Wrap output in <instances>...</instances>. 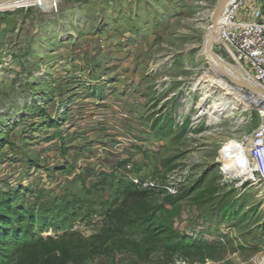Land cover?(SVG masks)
<instances>
[{"label": "rangeland", "instance_id": "374dc122", "mask_svg": "<svg viewBox=\"0 0 264 264\" xmlns=\"http://www.w3.org/2000/svg\"><path fill=\"white\" fill-rule=\"evenodd\" d=\"M255 1L264 19V0ZM217 2L0 6V198H15L39 219L47 215L34 226L35 239H55L46 250L61 258L92 250L83 264H264V183L257 174L241 177L229 149L252 138L264 103L247 92L250 107L214 110L225 89L212 86L241 82L204 53ZM215 50L231 61L221 46ZM205 91L211 96L203 106ZM132 185L147 191L146 205L165 207L175 231L215 248L198 261L160 250L140 261L111 249L113 242L89 249L102 235H139L130 232L138 224L113 220ZM223 211L225 219L211 221Z\"/></svg>", "mask_w": 264, "mask_h": 264}, {"label": "trees", "instance_id": "16d2710c", "mask_svg": "<svg viewBox=\"0 0 264 264\" xmlns=\"http://www.w3.org/2000/svg\"><path fill=\"white\" fill-rule=\"evenodd\" d=\"M148 195L147 191H140L136 189L134 185L130 186L125 190L121 205L118 207L119 211H117L113 217V220H117L115 223L117 226L119 225V227L131 228L132 225L138 224L132 229L133 232L132 230H130V232L132 234L136 232L139 235L130 236L128 234L127 239H124V241L113 240V237L107 241L105 236L103 237L102 235L103 238L99 236L96 237L97 240L93 241L95 242V246L91 247V245L88 244L87 247L89 249H94L100 246L99 248L103 249L105 246L104 244L113 242V248H111V246H109V248L122 251L129 250L133 255L139 258L140 261H148L152 253L158 250L162 252L165 251L167 256L183 251L185 254H189L193 261H198L204 256V252L208 251V249L215 248L213 245L203 241H193L192 238L181 235L178 231H175L171 225L172 222H170V225L166 223L165 215H163L166 214V209L163 205L150 207L144 203L147 197H149ZM0 200L2 204H4V212H0L3 214H0V263L69 264L72 262L73 264H83V260L87 255L93 254L92 250H85L84 255H65L61 258L53 254L50 250H46L48 245L56 241L53 237L44 238L42 236H36L35 239L36 230L34 226L41 225L42 220L47 221V215H42L39 219L25 207L18 209L15 205V198L12 199V197L9 201H7V198H4V200L0 198ZM178 202L179 200L176 199L171 201V204L174 206L172 207L173 210L171 209L169 211V215L172 217L178 211L176 206ZM228 213L229 212L223 211L220 218L217 219V217H215V219H213V217L211 221L216 223L218 220L225 219ZM158 216L160 218L156 219ZM207 218L210 219V217ZM27 219L29 220V224L27 225L24 223L22 225L21 221L24 222ZM156 220H159L158 225L156 224ZM146 221L149 222L141 226ZM55 222L58 224L57 221ZM56 226L57 228L60 227L59 225ZM119 227L117 228L119 229ZM120 230L122 229L120 228ZM72 236L73 234L71 237ZM109 248L106 250L104 249V251L110 250ZM159 264H165V261L160 259Z\"/></svg>", "mask_w": 264, "mask_h": 264}, {"label": "built area", "instance_id": "2783aa9c", "mask_svg": "<svg viewBox=\"0 0 264 264\" xmlns=\"http://www.w3.org/2000/svg\"><path fill=\"white\" fill-rule=\"evenodd\" d=\"M252 5L251 17L239 19L237 11L246 5ZM228 22L221 30L220 40L215 43L221 46L231 61L240 62L250 75L264 87V19L263 9L255 0H235L231 5ZM252 138L241 141L246 145L253 143L249 165L252 173L246 178L264 183V121L253 132ZM257 174V179L255 178Z\"/></svg>", "mask_w": 264, "mask_h": 264}, {"label": "bare ground", "instance_id": "6f19581e", "mask_svg": "<svg viewBox=\"0 0 264 264\" xmlns=\"http://www.w3.org/2000/svg\"><path fill=\"white\" fill-rule=\"evenodd\" d=\"M23 1L24 0H19L18 2L14 3V4L21 3ZM234 2H235V0H228L227 1L226 5H225V9L221 13V15L218 19V24L216 26L215 35H214L215 43H217L220 40L221 30L224 27V25L228 22L227 15H228V12H229L231 5ZM14 4H9V3L6 4L5 3V4H0V6H6L7 7V6L14 5ZM214 49H215V45H214ZM204 53H205V50H204ZM206 56L213 63L216 62L211 56H208V55H206ZM220 58H221V64L223 65V67L226 70H228V71L232 72L233 74H235L236 76H238L239 79L241 80V82L246 81L248 83H251V81H252V83L255 84L256 86L264 89V87L250 75V73L247 71V69L244 68V66L240 62H235V61L229 62V60L224 59L223 56H221V55H220ZM246 75H248L251 80H249ZM234 79L235 78H233L232 81H234ZM224 89H225V94H224V98L222 99L223 101L221 100L219 102L214 103V110L216 112H218L220 110H224L225 113H233V111L235 110V106L248 108L252 105L253 102L250 99V97L248 96V93H247L248 91H245L240 86L231 85L229 88L228 87L225 88V85L221 81H218V82H216L215 85L212 86L210 91L224 90ZM210 91L204 92V98L202 101L203 106L208 104V98L211 96V94L209 93ZM249 94L253 95V97L256 100H260L264 103V91H255V92H252ZM256 103H257V101H256ZM256 106H259V104H256ZM261 107H262V109H260V111L264 114V105H262ZM252 148H253V143H251V141L249 142L248 145H246L245 143H243L241 141L235 142L229 147V149L231 151V162L233 165H236L238 168H240L241 177H244V176L247 177L248 175H250L252 173V165H249L250 162H248L249 157H251L250 155L252 152ZM249 161H251V159Z\"/></svg>", "mask_w": 264, "mask_h": 264}, {"label": "water", "instance_id": "95a60500", "mask_svg": "<svg viewBox=\"0 0 264 264\" xmlns=\"http://www.w3.org/2000/svg\"><path fill=\"white\" fill-rule=\"evenodd\" d=\"M18 1L19 0H0V4H5V3L14 4ZM227 1L228 0H218L217 6L212 14L211 27L208 31L207 39L204 44L205 55L211 56L216 61L213 64L216 67H218L221 71H223V65L221 64V58H220L219 53L215 51L214 49V45H215L214 35H215L216 26L218 24V19L221 13L224 11ZM224 75L228 77L229 79H231L230 76L226 75V73H224ZM239 86H241L244 90L248 91L249 93H252L255 91H264L263 88L253 85L251 83H248L246 81L239 82ZM210 123H215V122H210Z\"/></svg>", "mask_w": 264, "mask_h": 264}, {"label": "crops", "instance_id": "0c3cea01", "mask_svg": "<svg viewBox=\"0 0 264 264\" xmlns=\"http://www.w3.org/2000/svg\"><path fill=\"white\" fill-rule=\"evenodd\" d=\"M252 5H246L245 7H243L242 9H240L239 11H237V16L239 19H248L251 17V12H252ZM144 264V263H143Z\"/></svg>", "mask_w": 264, "mask_h": 264}]
</instances>
